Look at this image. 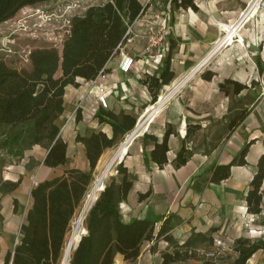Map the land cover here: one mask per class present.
<instances>
[{
    "label": "crops",
    "instance_id": "obj_1",
    "mask_svg": "<svg viewBox=\"0 0 264 264\" xmlns=\"http://www.w3.org/2000/svg\"><path fill=\"white\" fill-rule=\"evenodd\" d=\"M139 1L145 9L132 24L138 35L125 46L133 57L130 71L124 73L118 69L115 54L98 76L109 90L107 106L98 105L93 79L77 77L76 85L68 84L64 88V110L55 123L59 127L58 135L66 143L65 163L56 167L44 165L47 149L39 144L27 148L20 157L0 150V183L18 182L12 190H0V264L5 254L20 242L21 225L32 202L31 188L70 168L88 170L84 145L76 137H87L97 130L108 137L112 135L110 124L98 121L95 115L98 109L114 114L128 113L135 118L141 114L150 97L142 79L146 74H158L170 42L173 43L171 81H180L196 67L199 69L180 87L166 111L164 123L153 132L145 131L160 140L165 124L171 127L167 161L156 165L149 159L153 146L150 140H141L131 149L128 145L121 163L132 185L126 198L118 203L122 220L146 218L155 222V229L167 221L169 234L178 243L192 232L232 242L242 235L257 238L254 231L264 229V220H259L264 217V179L260 186V212L253 217L246 211L244 200L256 171L257 158L264 152V98L260 97V87L255 80V76L264 74V0H194L195 8L175 10L164 0L151 5ZM159 14H166L172 28L165 41L150 54L145 51V24ZM153 57L160 60L157 68H154ZM20 68L29 69L30 62ZM204 70L213 73L211 79L202 78ZM224 79L235 80L245 87L233 92L232 86L226 85L222 90L219 83ZM77 112L79 118H76ZM241 112H245L244 118L229 130L228 123ZM188 128L190 132L186 136ZM246 144V163L232 165L227 178L218 183L210 182L211 168L228 163ZM182 145L185 163L176 167L175 156ZM110 149H103L95 167L101 166V157L109 154ZM147 190L148 196L138 199V194ZM81 226L84 233L85 227ZM161 248L164 245L160 241L150 249L142 248L134 260L116 253L113 264H159Z\"/></svg>",
    "mask_w": 264,
    "mask_h": 264
},
{
    "label": "trees",
    "instance_id": "obj_2",
    "mask_svg": "<svg viewBox=\"0 0 264 264\" xmlns=\"http://www.w3.org/2000/svg\"><path fill=\"white\" fill-rule=\"evenodd\" d=\"M41 1L45 0H0V23L11 18L23 6ZM164 1L171 10L195 8L194 0ZM144 9L139 0H106L89 5L83 13L73 14L69 18L67 32L59 49L42 46L29 51V69L12 67L0 57V150L20 157L27 148L39 144L47 149L44 165L56 167L64 164L66 143L58 135L59 127L55 120L64 110L65 86L76 85L77 77L92 80L103 71L107 61L117 54L118 44L127 27ZM172 46L170 42L158 74H146L142 79L150 95L149 104L156 102L160 88L173 78L170 70ZM257 65L260 68L258 61ZM212 75L211 71H205L202 78L209 80ZM226 85H231L233 92L245 87L235 80L224 79L219 83V88L224 90ZM95 115L99 122L110 124L112 135L108 137L97 130L87 137H76L84 145L88 170L70 168L60 176L38 182L31 188L32 202L21 225L20 242L5 254L3 264H57L62 257L70 222L92 179V171L100 154L103 149L114 146L136 122L134 116L123 112L114 114L98 109ZM244 116L245 112H241L231 120L229 130ZM76 118H79L78 112ZM189 132L188 128L186 136ZM171 133V127L167 126L160 140L151 133L142 134L143 141L153 142L149 159L156 165L167 161L168 137ZM247 149L248 144L228 163L214 165L209 181L218 183L230 175L232 165L245 164ZM184 151L182 145L175 156L176 167L185 163ZM117 172L121 174L120 181L107 182L88 208L83 220L85 232L79 240L76 239L78 242L70 252L68 264H113L116 253L124 259L134 260L140 253L143 241L159 238L173 247L171 251L160 252L159 264H173L195 258L199 243L213 242L211 235L192 232L182 243H178L169 234L167 221H163L157 229L155 222L146 218L123 221L118 203L126 198L132 183L127 179L121 162ZM263 179L264 152L257 158L256 171L244 196L248 213L256 215L260 212ZM17 185L18 182L6 180L0 183V190H12ZM148 194L149 190L139 193L138 199ZM232 249L236 256L226 264H245L255 252L264 250V238L239 236L233 240Z\"/></svg>",
    "mask_w": 264,
    "mask_h": 264
},
{
    "label": "rangeland",
    "instance_id": "obj_3",
    "mask_svg": "<svg viewBox=\"0 0 264 264\" xmlns=\"http://www.w3.org/2000/svg\"><path fill=\"white\" fill-rule=\"evenodd\" d=\"M104 1L106 0H45L32 5L23 6L11 18L0 23V57L12 67H27L29 65L28 54L31 49L42 46H54L59 49L68 28L67 26L69 18L73 14L83 13V11L89 5L100 4ZM57 74L58 72L56 75ZM180 89L182 88H179L176 92H174L171 97L163 104V108L161 107L154 120L150 123L147 129L148 132L155 131L158 125L164 123L163 119L167 114L166 111H168V107L170 109ZM166 91L167 89L162 86L159 90V95L165 93ZM148 105L150 104L145 105L144 108H146ZM139 117L140 115H138L136 119ZM165 126L167 127L168 125L165 124ZM129 132L130 130L124 134L114 146L111 147L110 153L116 150V148L125 139ZM141 140L143 141L142 134L137 137L135 136L128 149L133 148ZM122 158L119 161H115L116 163L114 162L112 164L110 171L103 179L104 185L111 180L116 182V180L121 178V174L117 172V167L122 161ZM105 162L106 161H103L100 167H94L92 171V180H90L88 183L85 193L90 188L94 177L106 164ZM83 199L84 198H82V201ZM262 204L264 207V202ZM75 214L76 211L72 217L71 224L74 220ZM259 220H264V217ZM71 224L70 230L72 228ZM82 225H84V223H82ZM79 234L77 235L76 239L79 237ZM262 235L263 234H260L257 238H264ZM158 241L164 245V248H161V251H171L173 249V247L168 246L167 242L162 238H159L158 240L151 239L143 241L141 249H150L152 245H156ZM147 242H149V246H146ZM232 244L233 241L224 242L222 240L219 243L214 241L212 243H199L195 249V258L188 259L186 261L175 262L173 264L229 263L236 256V253L232 249ZM59 262L60 259L58 260L57 264H59ZM245 264H264V250L261 249L255 252Z\"/></svg>",
    "mask_w": 264,
    "mask_h": 264
},
{
    "label": "built area",
    "instance_id": "obj_4",
    "mask_svg": "<svg viewBox=\"0 0 264 264\" xmlns=\"http://www.w3.org/2000/svg\"><path fill=\"white\" fill-rule=\"evenodd\" d=\"M157 0H145V5H151L153 2H156ZM69 22V20H68ZM133 24V23H132ZM132 24L129 25L126 29V32L123 36L122 41L118 44V62H117V67L120 71L127 73L130 71L131 67H132V63H133V57L131 55H129L127 53V51L125 50V45L126 43H130L135 36L138 35V33H136L133 30ZM69 25V23H68ZM146 26V30L143 33V37L146 39V46H145V51L153 54L154 50H157L159 48V46L161 45L162 42L165 41L166 36L169 32V30L172 28V26H170L167 23V16L166 14H159L156 18H152L149 19L148 22H146L145 24ZM68 27V26H67ZM228 29L225 28V32H227ZM67 32V31H66ZM224 32V33H225ZM225 38H229V36L225 35ZM224 38V39H225ZM238 39V38H237ZM158 56H162L161 53L157 52L156 53ZM155 65L154 68H157V63L160 61H156V58L153 57L152 60ZM103 71H101L100 73H102ZM100 73L93 79V87H94V92H95V99L98 103V105L102 108H105L107 106V102H106V98L107 95L109 93V90L106 86V84L103 81L98 80V76L100 75ZM255 80L258 83V86L260 87V97L264 98V74H258L257 76H255ZM113 88V87H112ZM253 217L255 216L254 214H251ZM85 215L82 217L84 218ZM252 217V219H253ZM83 221V219H81ZM81 221V224H82ZM73 225V222H72ZM72 230V228H71ZM71 230L68 233L69 237L71 234ZM82 231L79 234L78 240L80 238V236L83 234H81ZM254 233L258 234L257 236H259L260 234L264 235V229H258L257 232L254 231ZM69 240V238L67 239V241ZM78 240L76 241V243H74L73 245H71L69 243V241H66L65 244V248L63 252H66V248L69 250V254L71 250H73L78 242ZM214 242L219 243L220 240L218 238H214L213 239ZM68 246V247H67ZM63 254L62 257L60 258V262H63ZM69 262V256H68V260L66 262V264H68Z\"/></svg>",
    "mask_w": 264,
    "mask_h": 264
},
{
    "label": "bare ground",
    "instance_id": "obj_5",
    "mask_svg": "<svg viewBox=\"0 0 264 264\" xmlns=\"http://www.w3.org/2000/svg\"><path fill=\"white\" fill-rule=\"evenodd\" d=\"M230 38L231 37H229V39ZM182 83H183V79L180 81L173 80L169 84H167L165 86L167 91L165 93L160 94L158 97V100L155 103L150 104L145 109H143V111L140 114L141 118H139V121H138L137 125L135 126V128L130 130V132L127 134V136L125 138L126 140H123L120 143V145L116 148V150L113 151L112 153H110V154L105 153L104 154L103 158L101 159V162L106 161L105 162L106 164L103 166V168L100 170V172L94 177V180L92 181L90 188L86 191L85 196H83L84 199L76 210V214H75V217L73 220V225L70 222V224L72 225V230H71L70 237L68 235V238H69L68 241L71 245H73L75 243L77 235L82 231V226H81L82 220L81 219H83L82 217L86 214L89 206L98 196L100 189L104 185L103 179L105 178V175L110 171L112 164L115 161L120 160L121 156L126 151L128 145H130L132 143L135 136L136 137L140 136L144 131H147L150 123L154 120V118L156 117V114L159 112V110L161 109L163 104L171 97L173 92L176 91ZM146 115H148V118L143 122V118L146 117ZM132 136H134V137L132 138ZM65 251L66 252H63V256H64L63 262L62 263L59 262V264H66V262L68 260L69 250L66 248Z\"/></svg>",
    "mask_w": 264,
    "mask_h": 264
},
{
    "label": "water",
    "instance_id": "obj_6",
    "mask_svg": "<svg viewBox=\"0 0 264 264\" xmlns=\"http://www.w3.org/2000/svg\"><path fill=\"white\" fill-rule=\"evenodd\" d=\"M198 69H199V66L196 67L193 71H191V72H190V73H189V74L183 79V83H184V82H185V81H186V80H187V79H188V78H189L194 72H196V70H198ZM183 83L179 86V88L183 85ZM179 88H178V89H179ZM178 89H177V90H178ZM177 90H176V91H177ZM176 91H174V92H176ZM174 92H173V93H174ZM143 116H144V115H143ZM139 118H141V117H139ZM139 118L136 119V122H135L133 128H135V126L137 125V123H138V121H139ZM147 118H148V115H146V117L143 118V122H144ZM143 122H142V123H143ZM144 132H145V131H144ZM133 137H134V136H132V138H133ZM125 138H126V137H125ZM124 140H126V139H124ZM126 151H127V149H126ZM126 151H125V152H126ZM125 152L123 153V155L125 154ZM123 155L121 156V158L123 157ZM121 158H120V159H121ZM104 186H105V185H103V187L100 189V191L104 188ZM100 191H99V193H100ZM99 193H98V195H99ZM96 198H97V197H96ZM93 202H94V201H93ZM93 202H92V203H93ZM92 203H91V204H92ZM90 206H91V205H90ZM90 206H89V207H90ZM86 213H87V212H86ZM85 215H86V214H85Z\"/></svg>",
    "mask_w": 264,
    "mask_h": 264
}]
</instances>
